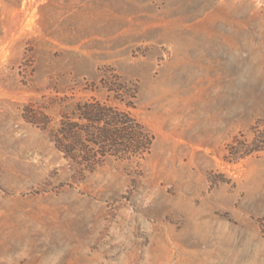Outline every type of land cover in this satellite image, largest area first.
<instances>
[{"label":"rangeland","instance_id":"obj_1","mask_svg":"<svg viewBox=\"0 0 264 264\" xmlns=\"http://www.w3.org/2000/svg\"><path fill=\"white\" fill-rule=\"evenodd\" d=\"M117 81L151 149L81 173L55 98ZM263 134L264 0H0V264H264Z\"/></svg>","mask_w":264,"mask_h":264},{"label":"trees","instance_id":"obj_2","mask_svg":"<svg viewBox=\"0 0 264 264\" xmlns=\"http://www.w3.org/2000/svg\"><path fill=\"white\" fill-rule=\"evenodd\" d=\"M108 84V83H104ZM105 86L112 92L104 100L90 97L69 103L67 95L56 97L59 118L50 128V136L62 156L83 173L102 165L108 157L132 161L149 153L154 136L131 112L135 107L136 88L125 81ZM112 100L109 101L110 99ZM27 121L47 127L48 116L29 105L25 108ZM229 156L249 155L264 150V134L250 145H228Z\"/></svg>","mask_w":264,"mask_h":264}]
</instances>
